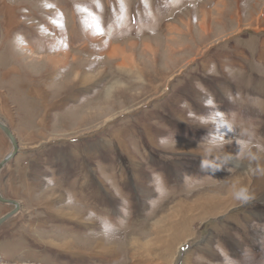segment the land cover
Returning <instances> with one entry per match:
<instances>
[{
  "label": "rangeland",
  "instance_id": "1",
  "mask_svg": "<svg viewBox=\"0 0 264 264\" xmlns=\"http://www.w3.org/2000/svg\"><path fill=\"white\" fill-rule=\"evenodd\" d=\"M11 63L0 264H264V0H0Z\"/></svg>",
  "mask_w": 264,
  "mask_h": 264
},
{
  "label": "crops",
  "instance_id": "2",
  "mask_svg": "<svg viewBox=\"0 0 264 264\" xmlns=\"http://www.w3.org/2000/svg\"><path fill=\"white\" fill-rule=\"evenodd\" d=\"M6 65L0 64V70H6L3 72L0 71V75L2 78L14 77L20 74L19 68L17 66H14L12 63ZM40 74L41 73H39V75ZM31 96L35 97L33 98V101H35V103L37 104L36 109L39 108L41 110V113L39 115L37 114V112L34 114L33 125L36 130L45 131V128L48 127V124H46L45 115H42L45 101L44 96L42 97L40 95L34 94H31ZM0 120L3 121L6 125H8V127L11 129L12 133L14 134L17 140L18 147L22 150H25L26 148L30 147V145H26V143L32 144L37 138L36 136H41L42 134H44L41 132L36 133L32 130H20L18 127L19 123L17 122L16 118H10V115L7 114V106L3 103L2 99H0ZM30 123H32V119L30 120ZM40 149L41 148H39L38 150ZM10 150L11 144L7 137L4 135V133L0 130V161L10 152ZM27 154L28 152H20L19 150L17 155L13 159L8 161L7 164L0 171V192L2 196L17 201V198H21L19 202L22 205H24L27 201L24 200L23 197L29 198L34 195L33 188L32 186H30L29 180V172L34 173V171H32L29 166V164L31 163L29 161L33 160V158H29V160L27 158H23ZM24 160H26V162H24ZM21 163L23 165L19 166ZM24 165H26L27 168H25ZM37 170L38 168L35 165V171Z\"/></svg>",
  "mask_w": 264,
  "mask_h": 264
},
{
  "label": "water",
  "instance_id": "3",
  "mask_svg": "<svg viewBox=\"0 0 264 264\" xmlns=\"http://www.w3.org/2000/svg\"><path fill=\"white\" fill-rule=\"evenodd\" d=\"M0 130L4 133V135L7 137V139L9 140V142L11 144L10 152L0 161V171H1L2 168L7 164V162L10 161L11 159H13L17 155L19 149H18L17 140H16L14 134L12 133L11 129L8 127V125H6L1 120H0ZM0 203L13 206L12 210H10L7 213L0 216V225H1L5 221H7L9 218L14 216L16 213H18L19 203L14 199L3 197L1 192H0Z\"/></svg>",
  "mask_w": 264,
  "mask_h": 264
},
{
  "label": "bare ground",
  "instance_id": "4",
  "mask_svg": "<svg viewBox=\"0 0 264 264\" xmlns=\"http://www.w3.org/2000/svg\"><path fill=\"white\" fill-rule=\"evenodd\" d=\"M243 164H244V167L247 168L248 163H246V164L243 163ZM248 175H249V174H248ZM239 176H241V175H239ZM237 177H238V176H237ZM237 177H236V178H237ZM235 180H236V179H235ZM62 214H63V213H62ZM70 215H71V214H70ZM73 221H75V220L73 219ZM68 223H69V222H68ZM71 223H72V222H71ZM84 224H85V223H84ZM93 224H94V223H93ZM85 225H86V224H85ZM88 227H89V226H88ZM94 227H96V226H94ZM100 244H101V243H98V244H97V247H99ZM95 248H96V247H95ZM101 248H102V247H101Z\"/></svg>",
  "mask_w": 264,
  "mask_h": 264
}]
</instances>
